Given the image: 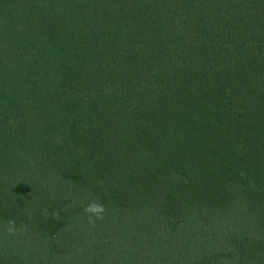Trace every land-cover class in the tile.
I'll list each match as a JSON object with an SVG mask.
<instances>
[{"label": "trees", "instance_id": "trees-1", "mask_svg": "<svg viewBox=\"0 0 264 264\" xmlns=\"http://www.w3.org/2000/svg\"><path fill=\"white\" fill-rule=\"evenodd\" d=\"M0 264H264V0H0Z\"/></svg>", "mask_w": 264, "mask_h": 264}, {"label": "clouds", "instance_id": "clouds-1", "mask_svg": "<svg viewBox=\"0 0 264 264\" xmlns=\"http://www.w3.org/2000/svg\"><path fill=\"white\" fill-rule=\"evenodd\" d=\"M83 211L86 214L89 223L95 224L96 220L103 219L106 209L103 203L92 200L84 206ZM21 230V228L16 226L15 221L10 220L8 222L6 231L10 235H16Z\"/></svg>", "mask_w": 264, "mask_h": 264}, {"label": "rangeland", "instance_id": "rangeland-1", "mask_svg": "<svg viewBox=\"0 0 264 264\" xmlns=\"http://www.w3.org/2000/svg\"><path fill=\"white\" fill-rule=\"evenodd\" d=\"M84 222V221H83ZM82 222V225H84V223ZM93 225H91V226H87V227H89V229L92 231L93 230V227H92ZM115 243H117L118 241L117 240H115L114 241ZM89 246H90V248H91V252H92V250H93V247H92V244H91V242H89Z\"/></svg>", "mask_w": 264, "mask_h": 264}]
</instances>
